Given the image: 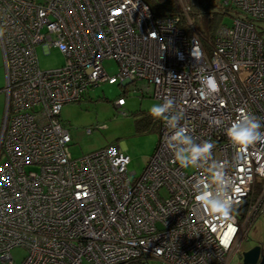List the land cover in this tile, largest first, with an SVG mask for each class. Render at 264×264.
<instances>
[{"label": "built area", "instance_id": "obj_1", "mask_svg": "<svg viewBox=\"0 0 264 264\" xmlns=\"http://www.w3.org/2000/svg\"><path fill=\"white\" fill-rule=\"evenodd\" d=\"M219 5L233 21L208 49L186 4L187 29L146 0H0V264L230 263L264 214V140L243 149L227 136L243 108L264 138V0ZM39 47L60 48L65 62L43 69ZM105 83L122 87L123 114L130 93L170 105L140 175L118 144L80 158L69 150L64 105ZM205 143L214 147L193 160ZM204 191L229 194L231 213L205 208L195 198Z\"/></svg>", "mask_w": 264, "mask_h": 264}, {"label": "rangeland", "instance_id": "obj_2", "mask_svg": "<svg viewBox=\"0 0 264 264\" xmlns=\"http://www.w3.org/2000/svg\"><path fill=\"white\" fill-rule=\"evenodd\" d=\"M183 7L199 5V0H178ZM182 2V3H181ZM216 7H210V11H216ZM196 20V19H195ZM197 21V20H196ZM231 16H226L224 22L231 24ZM260 31H264V23L260 24ZM264 37V32H262ZM40 64L43 69L59 68L65 62V55L60 48H54L46 52L39 47ZM104 67L107 72L116 74L118 63L115 60H106ZM6 69L2 45L0 43V115L4 113L7 94ZM123 89L118 84H101L91 88L85 97L79 102L64 105L61 118L70 130L72 142L69 150L75 158L99 150L101 148L118 144L125 149L131 157L130 171H136L140 175L148 160L154 153L159 138V127L156 123L143 129H138L137 122H146L145 115L150 114V109L160 106V102L154 97L140 98V94L130 93L125 95L127 114L120 112L114 105L115 100L123 96ZM146 125V124H145ZM264 246V214L257 218L250 230L249 239L241 245V249L235 254L229 264H240L243 253L255 245ZM13 255L17 262H21L26 255L22 249H14ZM151 264H157L151 262Z\"/></svg>", "mask_w": 264, "mask_h": 264}, {"label": "trees", "instance_id": "obj_3", "mask_svg": "<svg viewBox=\"0 0 264 264\" xmlns=\"http://www.w3.org/2000/svg\"><path fill=\"white\" fill-rule=\"evenodd\" d=\"M153 8L156 17L176 16L179 18L180 25L188 28V15L185 14L183 7L178 0H146ZM201 1L197 8L190 7L189 17L193 21L196 30L201 35L205 47L211 48L215 31L220 23L224 21L229 12L219 5V0H199ZM210 7H216V11H210ZM197 21H196V20ZM262 34V33H261ZM146 122H137L138 129L153 127L156 123L160 128L158 117L154 118L151 114L145 115ZM146 124V125H145ZM132 264H146L144 262H135Z\"/></svg>", "mask_w": 264, "mask_h": 264}, {"label": "clouds", "instance_id": "obj_4", "mask_svg": "<svg viewBox=\"0 0 264 264\" xmlns=\"http://www.w3.org/2000/svg\"><path fill=\"white\" fill-rule=\"evenodd\" d=\"M0 35H2V32H0ZM196 59H199V57H196ZM207 87L213 92L220 90L219 84L217 83L215 77H207ZM169 106H170L169 104H166L163 107L154 106L150 109V114L154 118L162 117L167 107ZM241 120H247L249 122V127L247 129H239V124ZM259 127H261L259 121L257 120V122H252L249 113L242 108L239 110L238 118L233 122V125L229 129L227 136L230 139V141L238 148L248 149L257 142L264 140V138H262L258 134H254V131L257 130ZM180 135H182V133H177L176 137H179ZM212 147H214L213 144L205 143L202 148H194L192 159L195 160L198 154L200 153L209 152ZM176 161L181 165V167L183 168L185 167V165L182 164L178 159H176ZM213 177L216 181L223 182V176L221 173L216 172L213 174ZM195 198L205 208L219 209V211H217L219 213H231L232 211V201L229 199V194L228 197H225L223 200H221L218 198H214L211 192L204 191L198 193Z\"/></svg>", "mask_w": 264, "mask_h": 264}, {"label": "water", "instance_id": "obj_5", "mask_svg": "<svg viewBox=\"0 0 264 264\" xmlns=\"http://www.w3.org/2000/svg\"><path fill=\"white\" fill-rule=\"evenodd\" d=\"M240 264H264V250L262 246L257 244L245 251Z\"/></svg>", "mask_w": 264, "mask_h": 264}, {"label": "flooded vegetation", "instance_id": "obj_6", "mask_svg": "<svg viewBox=\"0 0 264 264\" xmlns=\"http://www.w3.org/2000/svg\"><path fill=\"white\" fill-rule=\"evenodd\" d=\"M263 250H264V246H262Z\"/></svg>", "mask_w": 264, "mask_h": 264}]
</instances>
